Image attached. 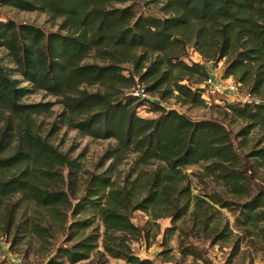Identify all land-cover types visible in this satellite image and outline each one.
I'll return each mask as SVG.
<instances>
[{"label": "trees", "instance_id": "obj_1", "mask_svg": "<svg viewBox=\"0 0 264 264\" xmlns=\"http://www.w3.org/2000/svg\"><path fill=\"white\" fill-rule=\"evenodd\" d=\"M0 6L46 13L58 26L46 32L31 23L0 19V216L6 214L11 226L7 232L24 203L58 216L67 215L62 208L73 216L90 208L104 226L103 247L110 256L130 264H153L127 242L147 236L135 222V212H145L147 223L169 217L173 225L165 229V238L178 229L177 222L192 206L200 228L209 226L207 201L192 191L188 166L201 165L204 175L214 176L235 195L246 191L251 160L262 162L264 147L240 154L224 123L192 119L141 96L137 87L148 95L158 93L161 100L176 97L203 105L200 85L209 75L200 62L186 60L187 51L192 48L206 60L226 58L225 77L237 78L262 102L242 104L216 97L246 122L239 137L254 130L264 136V0H0ZM39 90L59 98L69 127L116 141L103 156L112 165L92 173L80 197L72 188L80 161L37 129L36 115L48 111L51 103H23ZM141 106L157 116L140 115ZM131 153L140 167L123 182L113 179L110 171ZM209 197L221 207L229 206L221 197ZM240 214L245 224L258 226L264 216V187L242 205ZM59 218L70 240L94 225L90 217L69 223L66 216ZM40 229L33 222L28 232ZM98 238L90 234L58 247L50 262L88 259Z\"/></svg>", "mask_w": 264, "mask_h": 264}, {"label": "rangeland", "instance_id": "obj_2", "mask_svg": "<svg viewBox=\"0 0 264 264\" xmlns=\"http://www.w3.org/2000/svg\"><path fill=\"white\" fill-rule=\"evenodd\" d=\"M154 11H159V8L154 7ZM0 19L31 23L42 27L46 32L58 28L46 13L22 11L11 6H0ZM187 53L189 56L186 60L189 63L194 59H199L197 52L192 48ZM220 65L224 74L228 65L226 58L221 60ZM218 77L217 75L215 79L219 80ZM234 79L238 80L235 77ZM27 84L28 82H23V85ZM191 84L195 85L193 82ZM248 88L242 83V90ZM147 96L161 101L168 108L178 109L192 119H214L224 123L231 131L240 154L264 147V136L260 130L252 131L245 138L238 136V132L246 125V122L228 112L223 107L224 102L219 99V96L216 97L218 101H214L213 104L205 102L203 105L184 103L176 97L161 100L158 93ZM59 101L58 97L41 90L23 99V103H51L48 111L36 115L37 129L61 151L69 153L72 158L80 161L81 169L77 173L76 182L72 184L74 195H77V198L86 193L92 173H99L110 168L112 160L103 158V156L107 149L116 145V141L95 139L82 134L78 129L69 127L63 120L64 109ZM138 113L145 117L157 116V113L148 112L146 106L139 107ZM251 161L254 166L246 183V191L239 195L232 193L214 176L204 175L201 165L188 166L185 172L189 174L192 191L207 201L208 214L206 216L210 219L209 226L204 229L200 228L201 225L197 222L195 214L191 212L194 209L192 206L189 214L177 222L178 229L173 234L166 233V241L165 229L173 225L169 217L147 223L150 217L145 212H135L133 218L140 227L146 229L147 236L127 239L133 252L140 258L151 259L153 264H264V216L258 226L253 227L245 224L240 214L242 205L264 187V160L259 164L257 161ZM116 167L114 171H110V174L113 179L123 182L127 174L140 165L136 163V154L131 153ZM143 167L148 169L147 166ZM209 195L223 198L229 206L224 208L215 204ZM76 198L72 197L73 204L78 201ZM16 199L8 203L9 208ZM62 210L68 212L67 215L61 212L63 220L65 216L67 217V223L72 219L90 217L94 219V225L83 231L82 236L70 240L69 235L63 230L65 223L59 218L61 216L53 214L50 209L40 208L32 202L24 203L18 210L16 224L10 232H7V228L11 226L8 225L6 214L0 216V264H13L12 256L14 255H24L31 264H54L50 260L58 252V247L71 246L81 237L90 234L99 236L98 247L88 259L74 264H130L124 259L110 256L105 251L103 247L104 226L93 210L89 208L86 212H81L76 216H73L71 210L65 208ZM25 221L29 222L25 224ZM33 222L41 225L39 232H28ZM18 224H20L19 229L16 228ZM22 227H26L24 232L21 231ZM14 238L17 239L16 244H13ZM185 251H192V254H185ZM63 264L73 263L65 259Z\"/></svg>", "mask_w": 264, "mask_h": 264}, {"label": "built area", "instance_id": "obj_3", "mask_svg": "<svg viewBox=\"0 0 264 264\" xmlns=\"http://www.w3.org/2000/svg\"><path fill=\"white\" fill-rule=\"evenodd\" d=\"M198 56L199 59L194 60L200 62L209 75V77L200 85L203 89L202 98L206 103L212 104L213 98H216L217 95L227 97L230 102L242 104L262 102L250 89L242 90V84L239 81L232 77H225V72L223 74V70H221V61H215L213 59L206 60L200 55ZM217 75L219 76V80L215 79ZM137 93L143 97H148V94L141 85H138ZM215 101H218L217 98ZM12 262L13 264H31L24 255L12 256Z\"/></svg>", "mask_w": 264, "mask_h": 264}]
</instances>
